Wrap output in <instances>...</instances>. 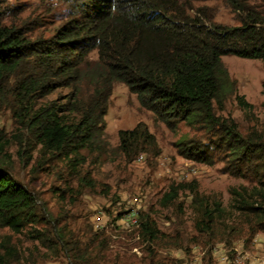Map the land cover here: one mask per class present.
Returning <instances> with one entry per match:
<instances>
[{"label":"trees","instance_id":"trees-1","mask_svg":"<svg viewBox=\"0 0 264 264\" xmlns=\"http://www.w3.org/2000/svg\"><path fill=\"white\" fill-rule=\"evenodd\" d=\"M49 1L54 6L48 14L58 23L50 34L38 31L37 22L0 14V106L11 113L27 143L64 156L78 171L86 155L106 152L110 97L114 85L122 83L156 121L169 128L185 123L206 135L207 143L191 141L181 154L198 163L222 162L228 172L248 180L250 187L230 191V207L249 233H264V134H244L233 119L219 114L233 94L245 108L252 107L238 95L237 82L222 59L236 55L260 60L264 68V11L251 8L253 0ZM207 2L229 6L241 25L216 23L202 6ZM2 140L0 221L20 231L38 221L37 200L15 179ZM117 150L127 164L141 155L155 158L161 153L144 122L119 131ZM77 176L85 186L96 187L90 173ZM182 188L200 215L196 230L211 232L222 204L202 196L196 182L172 185L161 204H173ZM136 229L148 244L142 263L154 264V246H178L148 214L139 215ZM94 231L88 234L90 244L103 236L105 250L114 242L106 229ZM59 236L66 241L63 230Z\"/></svg>","mask_w":264,"mask_h":264},{"label":"rangeland","instance_id":"rangeland-1","mask_svg":"<svg viewBox=\"0 0 264 264\" xmlns=\"http://www.w3.org/2000/svg\"><path fill=\"white\" fill-rule=\"evenodd\" d=\"M250 5L257 12L264 11V0H253ZM53 6L49 0H0V14L37 22L38 31L50 34L58 25L54 15L48 14ZM202 6L218 24L241 25L239 15L222 2ZM222 61L237 82L238 95L252 107L245 108L233 94L219 114L233 119L244 134H264L261 61L236 55H226ZM139 122L155 134L161 153L155 158L141 155L127 164L117 150L119 131L131 130ZM106 135V152L99 157L86 155L85 165L75 171L64 156L56 157L44 153L40 146L29 145L26 136L19 134L11 113L0 106V137L10 159L6 160L15 179L36 198L39 218L20 231L0 221V264H90V260L91 264H145L142 260L148 244L140 239L136 223L131 221L138 220L141 213L150 215L165 238L178 244L152 247L156 253L154 264H264V233H249L241 215L230 207V191L250 187V182L228 172L222 162L198 163L180 152L191 141L207 143L206 135L185 123L169 128L156 121L122 83L114 85L110 97ZM76 172L80 176L90 173L96 187L85 186ZM193 182L202 196L222 204L211 232L196 230L200 215L188 190L182 188L169 207L161 204L172 185ZM100 228L106 229L114 241L105 250H101L103 236L98 243L90 244L89 232ZM61 230L66 241L59 236ZM74 243L75 250L70 251Z\"/></svg>","mask_w":264,"mask_h":264},{"label":"bare ground","instance_id":"bare-ground-1","mask_svg":"<svg viewBox=\"0 0 264 264\" xmlns=\"http://www.w3.org/2000/svg\"><path fill=\"white\" fill-rule=\"evenodd\" d=\"M131 221L134 222V223H137V219L136 218H133ZM242 264H244V263H242Z\"/></svg>","mask_w":264,"mask_h":264}]
</instances>
